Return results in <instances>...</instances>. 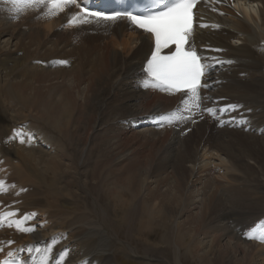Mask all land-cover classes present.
Returning <instances> with one entry per match:
<instances>
[{
  "label": "bare ground",
  "instance_id": "1",
  "mask_svg": "<svg viewBox=\"0 0 264 264\" xmlns=\"http://www.w3.org/2000/svg\"><path fill=\"white\" fill-rule=\"evenodd\" d=\"M239 1L245 18L222 9L225 15L206 17L214 24L194 30L193 42L209 49L210 63L228 61L209 79L220 82L202 95L209 98L206 106L238 105L223 116L230 124L216 128L203 120L179 139V150L195 171L190 185L202 183V189L186 191L179 172L185 157L171 163L165 150L154 169L163 175L160 182L170 178L174 194L148 188L141 198L139 171L154 166L173 132L160 134L154 114L170 111L176 101L140 88V68L151 48L148 35L121 22L73 29L66 16L46 18L43 6L17 14L9 0H0V41L5 36L0 43V182L6 185L0 210L18 206L11 211L34 214L30 219L41 224L60 220L59 236H67L65 248L71 250L65 258L62 249L57 252L61 239L52 242L36 230L9 233L16 248L32 256L25 259L29 264L39 259L36 249L49 243L50 264H111L116 250L123 249L114 241L117 216L131 221L140 216L141 230L170 219L177 228L171 233L176 245L198 264H264V242L248 238L264 213V182L254 181L256 172L242 163L241 154L254 158L264 175V144L257 138L264 133V0ZM231 39H240L241 46L229 45ZM11 122L19 123L18 129ZM144 123L151 136L142 133L143 142L133 143L134 134L140 136L136 126ZM20 130L29 135L18 136ZM126 159L131 160L127 165ZM241 167L249 176L240 182ZM87 179L96 184L89 186ZM260 228L258 236L264 233V225ZM209 234V252L200 254L199 235ZM73 237L78 239L72 244ZM5 252L0 250V258Z\"/></svg>",
  "mask_w": 264,
  "mask_h": 264
},
{
  "label": "snow or ice",
  "instance_id": "2",
  "mask_svg": "<svg viewBox=\"0 0 264 264\" xmlns=\"http://www.w3.org/2000/svg\"><path fill=\"white\" fill-rule=\"evenodd\" d=\"M9 2L12 5V10L17 14L28 8H38L47 4L48 11L46 14L52 15L56 10L61 9L66 4L74 3L75 0H9ZM79 2L84 5L80 9L84 15L73 16L68 21L69 24L89 22L90 20L117 21L127 19L131 24L152 35L153 46L150 57L146 58L144 66L146 79L142 82V86L168 93H184L187 96L182 101L184 111L199 108L203 100L209 99L202 97L199 90L209 87L206 82L202 81L215 65L202 62V58L194 48L186 49L185 47L192 32L193 7L197 0H146L145 6L139 12H121L111 9L95 11L89 10L90 0H79ZM170 45L175 46V51L168 55H162V50L169 48ZM226 62L228 61H216V63L221 64ZM60 63H66V61H60ZM237 107L238 105H228L219 111L225 112ZM204 110L213 114L216 111L213 108H205ZM180 112L181 105L178 103L175 109L154 115L160 123L172 124L188 118L181 115ZM0 191H4L3 182H0ZM15 215V212L0 213V227H3L6 222L8 227L14 226L21 232L31 233L34 231L33 227L24 226L25 221L34 214L26 213L21 219H10ZM248 238L259 239L264 242V233L260 236L249 233ZM50 240L55 242L56 237L54 236ZM11 243L12 241H8V244ZM36 251L39 254V259L33 258L32 264H50L48 254L52 251V243H49L44 249L37 248ZM70 252L71 250L68 248L61 250V253L65 254V258ZM61 253H57L58 258ZM12 255L9 252V258L0 260V264H27L26 260L11 259ZM60 264H64V262L61 261ZM82 264H88V262H82Z\"/></svg>",
  "mask_w": 264,
  "mask_h": 264
},
{
  "label": "rangeland",
  "instance_id": "3",
  "mask_svg": "<svg viewBox=\"0 0 264 264\" xmlns=\"http://www.w3.org/2000/svg\"><path fill=\"white\" fill-rule=\"evenodd\" d=\"M3 39H5V36H4V38L1 39L0 43L3 41ZM229 43L231 45L233 44L234 46H237V47L241 46V42L239 44V42H237L235 39L229 40ZM1 45L3 46L2 43H1ZM22 53L23 52H20L21 55H22ZM242 78L249 79V78L244 77V76H242ZM11 124L13 125V127L15 129H18L17 125L19 123H12L11 122L10 125ZM145 125L146 124L144 123L143 125L140 124V125L136 126L135 130L140 136L134 134L136 139L133 141V143H135V142H139V143L141 142L142 143L143 142L144 138L142 136H144V134H142V133H145L147 136H151V135L148 134L149 132L146 131L147 130L146 129L147 126H145ZM20 133H23L24 135H26V134L29 135L27 130H24V131L20 130L19 133H18V136L21 135ZM160 134H163V133L160 132ZM260 134H257V138H259V142L260 143L264 144V133H262V135H260ZM181 136H182V134H181L180 131H173L172 132V134L170 136L171 137L170 140L167 141L163 145V147L159 151V154L158 153L156 154L155 162H153V165L155 163L157 164V162H159L158 158L160 157V155L163 154V152L165 150L167 151L166 156H168L170 158V160H172L171 163H173V161H176L177 158L180 160V159L185 157V159H184L185 162L184 161L182 162L183 169H180V171H179V172H181L184 175V183H183L184 187L186 188V191L187 190H191V189H192V191H194L195 189H197V191L195 190V192L198 193L202 189L203 185L201 183L198 186H196L195 188L191 187V185H190L191 184L190 182L193 180V175H194L195 171L193 173L191 172L192 168H191V166H189L190 165L189 162H186V161H188V159L186 160V156L184 155V153L179 150V146H180V140L179 139H180ZM187 136H185V137H187ZM31 139H32V141L34 140L32 138V136H31ZM196 139H197V133L192 135L191 141L195 142ZM34 141L37 142L36 138H35ZM17 142H18V140H17ZM166 146H168V148ZM237 149H238V147H237ZM262 152L264 154V149L262 150ZM125 153L129 154V151H126ZM241 154H242V157H243L242 163L252 166V168L256 172L254 174V176H253L255 179L253 177H250V178L254 179V181L259 182V183L264 182L263 171L261 169L259 170L260 166L254 161V158H252L251 156H248L249 154L246 151L242 152ZM222 156H225V154L222 155ZM125 157H121V158H125ZM262 157L264 159V155ZM130 161H129V159H126L124 164L127 165ZM262 163L264 164V161ZM167 165H166V168H167L166 170H168L170 172L171 165H170V163L167 164ZM242 166H243V164H242ZM154 167H155V165L152 166L150 170L149 169H146L144 171H142V170L139 171L138 170L139 172H142L141 174H143V175L139 176V180H138L139 185L141 186V189H142V197L141 198H143V196L145 195V192L148 191V188L149 189H155V190H157V191H159L161 193L164 192V194H168L167 195L168 197L173 195L174 194V190L172 189V186H170V182L168 181L170 178L166 181L169 186L166 184V182L165 183L163 182L165 184L164 185L162 182H160V179L162 178L163 175L162 174L160 175L159 173H157V171L154 169ZM243 167H241L240 168V172L237 173V175L239 174L238 177L240 179H238V181H240V182H241L242 178L246 177L247 175L249 176V174H248L249 172H246L245 168H243ZM152 169H154V170H152ZM243 171H244V173H243ZM111 173L113 175V172H110L108 174L110 177H112ZM218 173H222L220 169L218 170ZM216 174H217V172H215V175ZM144 175H147V176L150 175L151 178L148 179V180H144V178H143ZM82 182H84V181H82ZM86 183L89 186H91V185L96 184V181L95 180H91V179H87ZM4 184L5 183L3 182V186H6ZM262 184H264V183H262ZM13 185H15V184H13ZM195 192L193 193V195L195 196V198H193V199L194 200H199L200 199V195L199 194H198L199 196L196 195ZM219 193H220V191H219ZM5 196L6 195L4 193L0 192V200L3 199ZM197 197H199V198H197ZM80 199L84 200L83 199V194H80ZM23 206L24 205L19 206V207H23ZM16 208H18V206L17 207L16 206L13 207V210H16ZM197 210L198 209H196V210L192 209L193 212L197 211ZM3 212H4V214H7V213H10L12 211L9 212L8 210H0V213H3ZM262 212H264V210ZM23 216L24 215H18L17 216V214H16V218H14V219L15 220L21 219ZM11 218L12 217H10V219ZM114 219H117V220H115L117 222V224L115 225V228L118 227V230L116 229V231H115L116 232L115 233L116 236H115V240L114 241L119 243L120 245H122L123 249L119 248L118 250H116L114 255L111 257V262H110L111 264H198L197 260H195L189 254H186V253L183 254V252H184L183 248L181 249V247L176 245V243L174 241V235H171V233L173 231H176L177 228H176L174 223L170 222V219L168 221L166 220L165 223H162V224L158 223L157 226H154V227L152 226L150 229L144 228L142 230L140 229L141 228L140 221H139L140 216H138L133 221H131L132 218H129L127 220H123L124 217H121V216L120 217L117 216V218H114ZM180 220H182V218ZM55 221L56 220H54V223H55ZM27 222H30L29 227L32 226L34 228V230H36L38 235L40 234L44 239H50V238H52L54 236L57 239H59V240L61 239L60 240L59 249H58L57 252H59V250H61V249H65V247L68 245L69 242L66 241L67 236L63 237V239L60 238V236H59L60 233H59L58 228L60 227V224H61L60 220H58L56 222L57 224H52V225L50 223L41 224V223H39V221L31 220V219H30V221L29 220L25 221V224H28ZM132 222H134L135 224L137 223V224L135 225ZM159 224H160V226H159ZM228 224L232 225V223L230 221H229ZM133 225H135V226H133ZM261 225H264V213H263V216L259 217L256 220V222L254 224L255 228L253 229V235H255V236L259 235L260 230H261V228H260ZM188 227H190V226L189 225H185V229H187ZM8 229L9 228H8L6 222H5V225L3 227H0V233H1V236H2L0 238V242L6 240V237L9 235V233H11V231H8ZM185 229H184V231H186ZM69 233H70V231H69ZM170 235L172 237L171 240L166 241L165 237H167V236L170 237ZM209 235H203V236L199 235V237L201 238V241H202L201 242V249L202 250L199 252L200 254H202L203 252H206V251L209 252L208 250L211 247V241H210L211 240V235L210 236ZM8 238H9V236H8ZM11 238L13 239V237H11ZM77 239H78V237H73L71 239L72 240V244L74 242H77L76 241ZM170 242H171V245H170ZM11 244H14L13 241H12ZM11 244H8V241L0 243V248H1L0 250L8 252L11 249V247H10ZM16 244H17V241H16ZM78 246L79 245H76V247H78ZM73 250H75V249H73ZM0 256H2V255L0 254ZM23 257H25V258L27 257L26 259H31L32 256L29 253H26V254L23 253ZM72 257L73 256L70 255L69 259H72Z\"/></svg>",
  "mask_w": 264,
  "mask_h": 264
}]
</instances>
